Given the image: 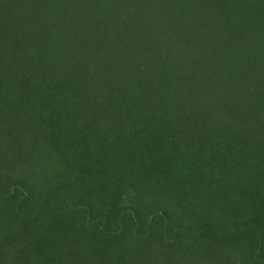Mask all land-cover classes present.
<instances>
[{
    "label": "trees",
    "instance_id": "trees-1",
    "mask_svg": "<svg viewBox=\"0 0 264 264\" xmlns=\"http://www.w3.org/2000/svg\"><path fill=\"white\" fill-rule=\"evenodd\" d=\"M0 264H264V0H0Z\"/></svg>",
    "mask_w": 264,
    "mask_h": 264
},
{
    "label": "rangeland",
    "instance_id": "rangeland-1",
    "mask_svg": "<svg viewBox=\"0 0 264 264\" xmlns=\"http://www.w3.org/2000/svg\"><path fill=\"white\" fill-rule=\"evenodd\" d=\"M152 184V183H151ZM155 185V183H153ZM145 183L141 185H134V187H128L124 193L120 205L123 207H141L148 208L147 199H153L147 191H143Z\"/></svg>",
    "mask_w": 264,
    "mask_h": 264
}]
</instances>
